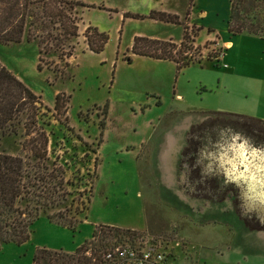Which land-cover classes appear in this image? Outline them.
<instances>
[{
	"label": "rangeland",
	"instance_id": "374dc122",
	"mask_svg": "<svg viewBox=\"0 0 264 264\" xmlns=\"http://www.w3.org/2000/svg\"><path fill=\"white\" fill-rule=\"evenodd\" d=\"M72 1L81 4L72 11L80 27L70 43L71 57L61 56L58 46L49 42L40 71L41 47L45 51L40 40L0 43V63L40 97L39 122L49 136L48 166L63 168L66 193L53 210L66 216L50 220L40 215L32 224L30 241L0 247V264H33L41 247L75 252L95 231L101 238L98 229L106 224L135 228L173 244L174 256L192 251L186 235L198 243L210 241L207 235L212 233L224 240L228 230L208 224L210 220L224 218L227 228L248 220L250 228H260L254 216L240 214L238 189L223 188L215 178L196 183L200 169L193 167L201 146L196 135L216 125H230L264 144L260 119L222 114L264 112L256 93L261 84L235 74L223 62L227 42L222 37H232L226 23L230 0ZM154 11L176 14L179 23L152 19ZM90 26L109 36L102 53L89 49L85 34ZM185 33L196 49L191 50L194 57L203 58L201 64L179 68L172 60L132 52L136 38L179 47ZM68 46L66 54L71 52ZM62 92L70 95V102L56 111V96ZM247 93L250 98L243 102ZM209 112L223 116L215 113L214 119ZM37 136L28 135L21 123L17 134L0 136V152L38 165L24 147L28 138ZM186 164L192 168L189 179ZM105 238L104 247L120 240V234Z\"/></svg>",
	"mask_w": 264,
	"mask_h": 264
},
{
	"label": "trees",
	"instance_id": "16d2710c",
	"mask_svg": "<svg viewBox=\"0 0 264 264\" xmlns=\"http://www.w3.org/2000/svg\"><path fill=\"white\" fill-rule=\"evenodd\" d=\"M78 4L81 3L72 0H0V43H20L24 39L40 40V47L44 44L45 48V51L42 47L40 49V71L43 70L42 53L47 52L49 42L58 46L63 52L61 56L71 57L74 47L70 43L79 36V21L72 16L73 8ZM168 16V13L159 11L149 15L152 19L179 23L176 14ZM226 23L230 34H249L264 38V0H230ZM203 28L201 26L200 30ZM210 31L213 29L210 28ZM85 35L89 49L97 54L102 53L109 42L108 34L91 26L87 27ZM189 40V35L185 33L181 46L178 47L174 42L140 37L136 38L132 52L145 57L172 60L179 68L201 64L203 58L194 57L191 50L196 49ZM64 46H68L71 52L66 54ZM212 59L209 55V60ZM62 93L56 96V111H59L61 105L66 106L70 102V95ZM39 103L41 104L40 97L33 93L32 88L0 63V136L17 134L21 123H24L28 135L35 132L39 134L35 138H28L24 144L31 151L28 156L37 160L38 165L28 164L27 159L22 156L0 152V247L10 243L20 246L30 241L32 224L42 214H46L50 220L66 216L61 211L53 212L66 198L65 177L61 166H48L49 136L44 124L39 122ZM215 113L224 114L226 118L237 116L220 112L209 114L216 117ZM69 226L75 227L72 224ZM98 230L105 234L107 231L121 232L124 229L106 224L100 225ZM96 233L98 231L93 233V237H96ZM92 244L95 242L91 239L73 253L37 248L33 264H91L92 257L87 251L91 250ZM97 255L98 252L95 253Z\"/></svg>",
	"mask_w": 264,
	"mask_h": 264
},
{
	"label": "crops",
	"instance_id": "0c3cea01",
	"mask_svg": "<svg viewBox=\"0 0 264 264\" xmlns=\"http://www.w3.org/2000/svg\"><path fill=\"white\" fill-rule=\"evenodd\" d=\"M205 11L207 12V10ZM227 16H229V13ZM210 27L214 26L211 25ZM231 36L222 37V40L225 38L226 40L224 41L227 42L223 62L226 64V67L233 69L232 71L235 74H239V76L245 79L254 78V80L261 84L256 93L264 107V38L249 34H231ZM249 96L250 94L248 93L244 95L243 102L245 98H250ZM229 113L238 114L253 120L260 119L259 122L264 124V112L259 114ZM207 119L212 118L209 116ZM214 119L217 118L214 117ZM253 218L257 220L256 222H259L260 228H250L246 224L248 220L244 223L245 225H240L241 227L237 225L233 226L229 223L231 226H228V228V222H224L226 221L224 218L208 221V224L217 223L219 227H224L228 230V233L221 237L224 240L215 239L214 237L219 238L220 236H214L215 234L212 233L211 235H207L211 236L210 241L204 240L198 243L192 237L190 238L186 235L187 239L190 240L189 243L191 244L192 251H183V255L175 253L177 262H181V264H264V223H261L255 216ZM202 227L204 229L207 226L202 225Z\"/></svg>",
	"mask_w": 264,
	"mask_h": 264
},
{
	"label": "clouds",
	"instance_id": "9594fccd",
	"mask_svg": "<svg viewBox=\"0 0 264 264\" xmlns=\"http://www.w3.org/2000/svg\"><path fill=\"white\" fill-rule=\"evenodd\" d=\"M195 138L201 144L193 166L200 169L196 183L215 178L223 188L234 186L238 189L240 214L254 215L264 223V144L230 125L205 129ZM185 166L189 179L192 168Z\"/></svg>",
	"mask_w": 264,
	"mask_h": 264
},
{
	"label": "built area",
	"instance_id": "2783aa9c",
	"mask_svg": "<svg viewBox=\"0 0 264 264\" xmlns=\"http://www.w3.org/2000/svg\"><path fill=\"white\" fill-rule=\"evenodd\" d=\"M107 233L101 234V238L93 237L91 254V264H176L177 260L172 252L174 245L166 243L162 239L141 234L139 231L123 230L121 232H111L120 234V240L110 246H103L102 241L106 239ZM100 238V239H99ZM98 255L95 256V253ZM100 255V256H99Z\"/></svg>",
	"mask_w": 264,
	"mask_h": 264
}]
</instances>
